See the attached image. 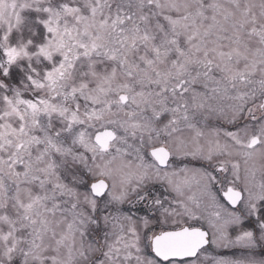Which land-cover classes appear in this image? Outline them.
Wrapping results in <instances>:
<instances>
[{
  "label": "snow or ice",
  "instance_id": "1",
  "mask_svg": "<svg viewBox=\"0 0 264 264\" xmlns=\"http://www.w3.org/2000/svg\"><path fill=\"white\" fill-rule=\"evenodd\" d=\"M0 264H264V0H0Z\"/></svg>",
  "mask_w": 264,
  "mask_h": 264
}]
</instances>
